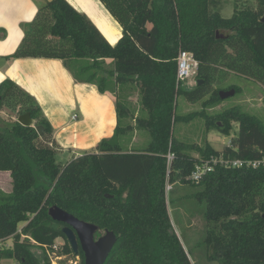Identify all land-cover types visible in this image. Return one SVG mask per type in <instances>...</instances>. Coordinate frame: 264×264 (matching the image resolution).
<instances>
[{"label":"trees","instance_id":"1","mask_svg":"<svg viewBox=\"0 0 264 264\" xmlns=\"http://www.w3.org/2000/svg\"><path fill=\"white\" fill-rule=\"evenodd\" d=\"M100 1L122 27L116 44L67 0H46L7 57L62 60L76 81L115 94L119 119H135L134 126L118 124L116 139L136 127L149 133L150 142L144 149L124 150L118 140H103L60 164L56 154L62 148L37 99L11 78L1 81L0 111L6 107L18 117L29 112L34 125L6 120L0 113V171H8L12 183L10 192L0 190V242L13 239L12 247H0V264L2 259L52 264L50 252L58 238L64 239L60 255L85 264L82 248L74 253L63 233L65 224L50 215L52 207L97 225L99 232L115 233L117 243L104 264H193L170 216L176 184L196 186L195 197L205 203L208 263L264 264V166L218 163L199 183L189 180L195 165L211 156L264 157L260 118L238 106L214 116L205 112L222 100L214 85L231 74L264 86V0L236 4L231 17L222 15L218 0ZM218 32L225 37L218 38ZM181 51L192 52L198 61L193 88L177 80ZM124 85L136 86L146 116L135 117L120 100L117 89ZM180 95L192 103L202 101L203 109L178 116ZM197 116L205 118L207 131L229 135L237 123L238 132L222 150L177 140L176 123ZM37 126L43 127L42 134ZM170 153L173 189L167 194Z\"/></svg>","mask_w":264,"mask_h":264},{"label":"crops","instance_id":"2","mask_svg":"<svg viewBox=\"0 0 264 264\" xmlns=\"http://www.w3.org/2000/svg\"><path fill=\"white\" fill-rule=\"evenodd\" d=\"M67 1L78 11L86 13L111 44L117 43L122 27L100 0ZM44 2L0 0V82L11 78L37 99L53 126L55 139L63 147L62 151L91 149L103 140H118L124 150H136L133 145L139 139V128L115 138L118 124L134 126L135 119L118 118L113 92L101 93L95 84L76 81L60 59L7 57L17 49L26 25L34 19ZM128 86L137 90L136 86ZM74 114L78 115L77 119H73ZM142 114L146 116L143 109ZM133 115L138 117L139 113ZM0 190H12L8 171H0ZM171 220L173 222L172 216ZM173 225L176 229V223ZM188 255L193 264H198L194 255L189 252Z\"/></svg>","mask_w":264,"mask_h":264},{"label":"rangeland","instance_id":"3","mask_svg":"<svg viewBox=\"0 0 264 264\" xmlns=\"http://www.w3.org/2000/svg\"><path fill=\"white\" fill-rule=\"evenodd\" d=\"M45 1V0H41ZM219 7H221L222 15L224 17H231L235 5L256 4V0H218ZM86 60L79 61V64H84ZM188 88H193L197 83V73L195 68V75L190 76L186 80ZM234 84L239 87V91L231 97L222 99L205 107V112L214 116L233 106H238L242 111L248 112L260 118L264 123V86L262 84L237 74H231L226 81L219 85H214V88L219 90H229V85ZM118 97L124 104L128 105L130 111L135 114H142V107L140 96L134 87L126 85L121 87L118 92ZM209 98L207 96L205 99ZM203 109L202 101L189 102L184 96L180 95L177 98L176 114L178 116L187 115L192 112H199ZM2 117L6 120L17 119L18 115L13 114L9 109L3 107L0 111ZM81 115V114H79ZM82 116H80L81 118ZM238 132V124H233L231 134H224L217 129L207 131L206 120L201 116L193 118L189 122H177L174 127V136L177 140L186 143L187 145L204 146L210 143L215 149L222 150L229 143L231 138ZM139 139L134 143L133 147L136 150L144 149L150 142V135L146 130L139 129ZM97 146L91 149H96ZM61 148H63L61 146ZM87 149V150H91ZM86 150H66L59 151L56 154V160L60 164H65L76 154L81 155ZM192 156H198L197 151L189 150ZM198 188L191 184H176L170 193L169 211L173 218V223H176L177 235L182 239L185 247L192 255L196 257V262L199 264L208 263L207 261V221L205 217V203L201 202L194 195ZM105 231H100L96 235V239L105 235ZM64 239L58 238L56 240L57 248L55 252L51 253L52 264H77L79 258L73 256L60 255ZM13 239L0 242V247H12ZM1 264H17L14 259H2ZM208 264H218L217 262H209Z\"/></svg>","mask_w":264,"mask_h":264},{"label":"water","instance_id":"4","mask_svg":"<svg viewBox=\"0 0 264 264\" xmlns=\"http://www.w3.org/2000/svg\"><path fill=\"white\" fill-rule=\"evenodd\" d=\"M217 37L224 38L225 35L218 32ZM202 83L203 80L200 79L198 84ZM235 94V88L219 91V96L222 99L234 96ZM18 121L24 126L34 125V120L29 112L19 115ZM36 129L39 134H42L44 131L42 126H37ZM49 213L53 219L65 224L62 230L67 236L74 253L77 254L79 252V247L82 248L85 255V264H104L106 262L117 243V236L114 232L107 231L105 235L96 239V233L99 231L97 225L80 220L59 207L50 208Z\"/></svg>","mask_w":264,"mask_h":264},{"label":"built area","instance_id":"5","mask_svg":"<svg viewBox=\"0 0 264 264\" xmlns=\"http://www.w3.org/2000/svg\"><path fill=\"white\" fill-rule=\"evenodd\" d=\"M198 61L196 60L195 56L192 52L189 51H181L178 57V70H177V80L181 86H186V80L195 75V68L197 73ZM78 115L74 114L73 119H77ZM230 144V143H229ZM174 155H168V174H167V181H166V193L168 194L173 189V184L170 182L169 175H170V163L173 160ZM222 164L226 166L232 167H254L257 168L261 165L264 166V157L261 159H241V158H224V157H216L211 156L209 159L203 160L198 162L195 165V169L189 176V180L193 183H199L203 177L211 172L216 164Z\"/></svg>","mask_w":264,"mask_h":264},{"label":"flooded vegetation","instance_id":"6","mask_svg":"<svg viewBox=\"0 0 264 264\" xmlns=\"http://www.w3.org/2000/svg\"><path fill=\"white\" fill-rule=\"evenodd\" d=\"M97 233H99V231ZM97 233H96V235H97Z\"/></svg>","mask_w":264,"mask_h":264}]
</instances>
